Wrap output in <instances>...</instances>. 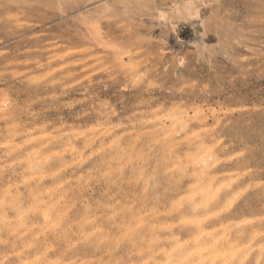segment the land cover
<instances>
[{
	"label": "clouds",
	"instance_id": "obj_1",
	"mask_svg": "<svg viewBox=\"0 0 264 264\" xmlns=\"http://www.w3.org/2000/svg\"><path fill=\"white\" fill-rule=\"evenodd\" d=\"M98 8L0 0V264H264V0H214L234 62L159 96L138 24Z\"/></svg>",
	"mask_w": 264,
	"mask_h": 264
},
{
	"label": "rangeland",
	"instance_id": "obj_2",
	"mask_svg": "<svg viewBox=\"0 0 264 264\" xmlns=\"http://www.w3.org/2000/svg\"><path fill=\"white\" fill-rule=\"evenodd\" d=\"M186 1L79 0L80 3L87 4L90 8L107 4L111 10L108 13L105 12L106 14L115 11L124 15L122 10H129L125 16L131 17L138 24V39L147 44L152 51L154 73L158 78L151 80L149 87L155 90L157 96L161 90L167 89L177 81L189 80L194 85L198 76L203 77L207 74L208 67L223 68L226 63L234 62L235 45L232 41L235 38L225 20L228 10L226 9L223 14H218L213 10L214 0H198V10L190 9L187 12L182 6L186 7L185 4H191L193 0ZM67 3L72 5V0H67ZM9 16L15 17L16 13H10ZM62 19L65 27H71L74 24L71 12L69 16ZM202 20L205 21V27L201 24ZM4 31L8 29L5 28ZM40 36H43V39L39 41L42 45L51 49L62 46L58 33L51 32L29 33L27 37L26 32L13 33L9 38H5V42L15 47L17 44L23 45L25 39ZM71 51L76 52L75 49ZM245 91L251 95L257 89L252 88ZM83 99V94L77 91H71L65 95V101L68 103L83 101ZM120 99L126 102V97L122 96ZM213 111L216 110L213 109Z\"/></svg>",
	"mask_w": 264,
	"mask_h": 264
},
{
	"label": "bare ground",
	"instance_id": "obj_3",
	"mask_svg": "<svg viewBox=\"0 0 264 264\" xmlns=\"http://www.w3.org/2000/svg\"><path fill=\"white\" fill-rule=\"evenodd\" d=\"M188 1V0H187ZM186 1V2H187ZM192 1V0H191ZM185 2V3H186ZM193 2V1H192ZM192 4V3H191ZM191 4H185V5H187L186 7L185 6H182V7H184V9L188 12V11H190V9H192V7H191ZM177 9V8H176ZM183 9V10H184ZM188 9V10H187ZM97 10H100V11H104V12H107L108 13V11L110 12V10H111V8H110V6H108L107 4H102V5H99V8L97 9ZM180 11V10H179ZM181 11H182V9H181ZM173 12V11H172ZM193 12V11H192ZM122 13L124 14V15H127L128 13H129V10H127V9H123L122 10ZM181 13V12H180ZM162 14V13H161ZM173 14V13H172ZM186 14V13H185ZM184 14V15H185ZM215 14V13H214ZM181 15V14H180ZM189 15V14H188ZM187 15V16H188ZM193 15V14H192ZM172 16V15H171ZM178 16H179V14H178ZM186 16V15H185ZM194 16H196V15H194ZM183 17V16H182ZM188 18V17H187ZM194 18V17H193ZM185 19V18H184ZM209 21V20H208ZM201 24L203 25V27H205V21H203L202 20V22H201ZM207 25V24H206ZM205 38V37H204ZM218 42V41H217ZM204 43V42H203Z\"/></svg>",
	"mask_w": 264,
	"mask_h": 264
}]
</instances>
